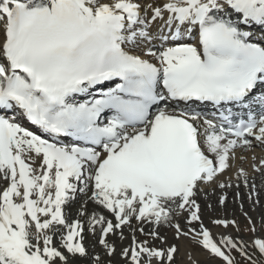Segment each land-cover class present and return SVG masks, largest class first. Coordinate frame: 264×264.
Instances as JSON below:
<instances>
[{"label": "snow or ice", "instance_id": "snow-or-ice-1", "mask_svg": "<svg viewBox=\"0 0 264 264\" xmlns=\"http://www.w3.org/2000/svg\"><path fill=\"white\" fill-rule=\"evenodd\" d=\"M253 174L264 181V0H0V264H112L125 229L126 264H177L185 241L264 264V216L258 229L240 191L258 195ZM209 188H235L249 240L206 226Z\"/></svg>", "mask_w": 264, "mask_h": 264}, {"label": "bare ground", "instance_id": "bare-ground-1", "mask_svg": "<svg viewBox=\"0 0 264 264\" xmlns=\"http://www.w3.org/2000/svg\"><path fill=\"white\" fill-rule=\"evenodd\" d=\"M262 153L259 151V150H257V155L259 156V155H261ZM227 179V178H226ZM233 179H235V177H234V175H233ZM252 179H254L255 180V183H256V190H257V193H258V195H255V194H251L250 192H249V189H247V188H244L243 187V185H242V182H241V188H240V191H241V193L243 194V198H242V201L244 202V204H248L251 200L249 199V195H253V200H255V199H260V198H262V199H264V181H262V179H261V177H260V175L259 174H253V176H252ZM249 183H251V179H250V181H249ZM207 190V192L208 191H212V193L211 194H208L207 196H205V195H201L200 197H199V201H200V203H201V206H202V212H204L205 211V206H207L208 204H211L212 206H215V205H217V204H219V197H220V195H222V194H226L227 196H228V199H229V201H232L233 202V204L235 205L236 204V202H237V204H238V202H240V200L235 196V188H231V189H227V190H224L223 192H222V190H220L219 188H216L215 190H213V189H206ZM230 197H231V199H230ZM236 200H234V199ZM79 199H81V197L79 196L78 197V199L73 203V205H72V207H73V209L75 210V211H73L72 213H71V210H69L68 212L70 213V217H69V219L71 220V219H74V218H76L77 217V209H79V207H80V205L84 202V200H85V197L84 198H82L83 199V201L80 203L79 202ZM229 201H227L226 202V204H228V202ZM260 201V200H259ZM261 201H263V200H261ZM252 202V201H251ZM260 204V203H259ZM263 204V206H264V202L262 203ZM221 206V205H220ZM245 206V205H244ZM89 207L91 208V207H95V205H91V204H89ZM245 207H247V208H250V206H249V204L248 205H246ZM257 208H260V207H257ZM263 208V207H262ZM251 209H252V206H251ZM250 211V210H249ZM254 211V210H253ZM256 211V210H255ZM264 213V212H263ZM109 219H111V216L109 215ZM179 223L180 224H182V223H184V219L183 218H181L180 220H179ZM184 226V225H183ZM210 229H212V231L214 232V233H216L217 234V238H219V235L220 234H223V233H225V232H227V231H222V229L220 228V227H218V228H211V227H209ZM173 232H174V229H169V228H165V229H163L162 231H161V235H167V238H168V241H169V243H173V242H175L174 240H173ZM86 235L87 234H90L89 232H86L85 233ZM136 235L139 237V239H141V240H143V239H145V237L144 236H142V235H140V233H136ZM125 236L127 237L125 240H123L122 242L119 240V238L118 237H112L111 239H113V240H115V242H116V249H117V253H116V255L114 256V257H112L111 259H112V264H126V262L120 257V255H119V253H120V250L122 249V248H125V247H128L130 244H131V242H132V234L129 232V234H128V230L127 229H125ZM91 237V238H90ZM94 238L91 236V235H89V237H87V240H86V244L89 246V249H90V252L91 251H94V252H96V253H100L101 255H103V251H102V249L100 248V246L98 245V244H96V241H95V239L93 240ZM157 244H159V242H157ZM93 245H95V248H93L92 246ZM189 249H191L194 253H196L197 255H198V257H199V260H202V259H204V258H206V257H210L206 252H203V250H201L202 251V253L199 251V250H197V251H195L192 247H191V244H190V242L189 241H185V242H183L182 244H181V253L177 256V260L178 261H181V263H183L184 264V261H185V252L187 251V250H189ZM104 259H105V261H107L109 258L107 257V256H104ZM80 264H90V261H88V260H84V261H81L80 262Z\"/></svg>", "mask_w": 264, "mask_h": 264}, {"label": "rangeland", "instance_id": "rangeland-1", "mask_svg": "<svg viewBox=\"0 0 264 264\" xmlns=\"http://www.w3.org/2000/svg\"><path fill=\"white\" fill-rule=\"evenodd\" d=\"M230 199H231V197H230ZM259 200H260V204L255 207L254 211H253V206H252L253 200H251L252 202L250 201L248 203L250 208L245 207L248 204H244V202L242 201L243 205H245L244 211H248L249 214L253 217V219L257 223L258 229H260V226H261V216H264V213H263L264 212V206L262 204L264 202V199L260 198ZM261 200H263V201H261ZM227 201H229V199ZM240 202H238V204L236 202V204L234 205L232 201H229L228 204H226L225 206H220V204H217L215 206H212L211 208H209L208 205L205 206V208H204L205 211L203 212V219H204L206 226L211 227V228H218V227H214L215 225H213L211 223L212 219H216V218L236 219L238 221V223L241 225V232L240 233H237L235 231V229H233V228L227 229L228 231L225 230L224 228H221V227L220 228L222 229V231H227V233H230L233 236L238 235L239 237H242L245 240H249L251 238V234L247 233L243 230L247 221H246V218L242 215V212L240 209ZM251 206H252V209H251ZM257 207H260V208H257ZM184 224H185V221L181 225L183 226ZM261 234H264V230H261ZM191 247L195 251L199 250L202 253L201 249L197 248L195 245L191 244ZM237 259L239 260V257H237ZM177 264H183V263H181V261L177 260ZM200 264H222V262L218 258L206 257V258L200 260Z\"/></svg>", "mask_w": 264, "mask_h": 264}]
</instances>
